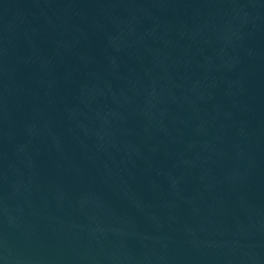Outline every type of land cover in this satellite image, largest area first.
Here are the masks:
<instances>
[{"label":"water","instance_id":"obj_1","mask_svg":"<svg viewBox=\"0 0 264 264\" xmlns=\"http://www.w3.org/2000/svg\"><path fill=\"white\" fill-rule=\"evenodd\" d=\"M0 264H264V0H0Z\"/></svg>","mask_w":264,"mask_h":264}]
</instances>
